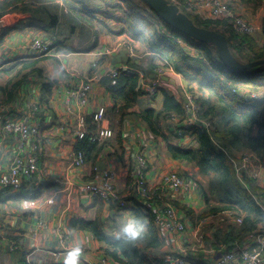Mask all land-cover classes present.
Masks as SVG:
<instances>
[{
    "label": "trees",
    "instance_id": "16d2710c",
    "mask_svg": "<svg viewBox=\"0 0 264 264\" xmlns=\"http://www.w3.org/2000/svg\"><path fill=\"white\" fill-rule=\"evenodd\" d=\"M28 1L32 2L33 0H2L0 2V19H3L5 14L14 8L23 11L31 10L26 6ZM76 1L82 5L77 13L82 17H87L89 21L93 20V14L97 11L85 5L89 0ZM241 1L249 4L256 2V0ZM111 3L113 1L108 0L105 5L108 6ZM112 5V8L121 11L120 14L115 16L113 13L104 12V15L106 16L105 19H116V21L123 23V26L116 32L117 35L125 36L128 40L139 45L142 44L147 52L162 58L157 57L159 61L163 62L164 67L171 68L184 78L192 80L198 88L207 90L213 96V98L209 97V100H205L204 97L197 99L201 118L208 120L211 125L207 128L195 126L191 129L190 136L195 145L191 148H185L177 142L170 143L168 141L169 143H167V153L171 160L192 164L206 177L208 186L204 187V205L201 209L195 210L174 200L170 202L181 209L191 221L213 217L223 211H233L232 217L241 215V225L228 224L223 228H217L212 233L215 241L230 245L235 239L252 230L257 223L264 222V210L252 197V193H254L264 199V186H258L257 182L248 180V189L244 188L237 180L233 164L229 159L233 152L244 149L255 154L264 165V94L254 99L244 97L233 91L235 87L239 89L243 86H250L251 83L257 90L261 85V80H258L259 77L256 76L255 71L261 69L258 67L245 72L227 70L219 59L213 44L200 43L173 29L161 20L142 0H120L116 5ZM139 7L140 9H138ZM187 14L197 24L223 33L229 42L230 48L239 60L245 62L264 58V9L261 20L263 38L259 46H256L257 39L251 35L239 33L233 35L232 32L228 34L232 29L230 25L226 24L228 22L226 19L197 20L195 18L197 16H193L188 12ZM35 19L40 20V17H35ZM53 22L50 25L51 27L56 25V22ZM98 23L102 27L108 28L104 21L99 20ZM222 29H226V31ZM166 30L171 31L176 36L183 37L189 45L200 51L199 55L193 56L185 53L173 38L164 33ZM42 58L44 57H38L34 61L19 62L14 66L0 69V76L3 80V84H0L1 105H8L16 101L18 90L30 73L36 72L39 75L37 79L41 80V69L36 65V62L38 64L39 61L43 60ZM53 58L56 59L54 56ZM151 66L154 69L155 65ZM100 70L103 71V69ZM141 79L142 77L135 72H122L117 76L116 84L110 87L114 97L112 110L118 112V110L124 109L121 115L122 118L129 115L135 116L151 134L165 139L162 120L166 121L172 115L179 118L184 116V108L180 101L182 95L177 97L167 91H161L163 101L160 110L157 111L153 108L133 110L137 97L142 95ZM44 83L42 80L41 85L43 84V87L41 88L40 98V104L42 105L46 104L44 100L47 98L44 89H48L44 85H48L50 81ZM211 99H214V101H211ZM129 108L132 110H129ZM219 117L221 119L216 120ZM87 131L93 132V130L88 129ZM117 136L120 138V131L117 132ZM88 138L89 136L85 135L82 139H76L73 147L74 151L84 153L86 162L95 160L105 146L109 145L108 140L96 143L89 142ZM54 183V180L43 174L40 183L36 187L20 193H13L10 196L14 201L22 198L35 199L48 186H54ZM129 184L131 185L130 181ZM132 187L125 189L121 194H125L124 198L126 196L128 199L135 200L136 207L129 208L130 214L132 217H140L146 223L145 232L139 238L143 243V247H138L135 241L129 242L118 235L106 234L99 217L93 220L80 217L70 218L69 228L78 227L92 233L94 238L101 244L99 250L118 264H167L154 258L151 253L161 250L163 243L158 237L152 214H145L141 210V204L136 201L139 196ZM207 191L209 192L208 195H206ZM127 192L129 193L127 194ZM3 193L4 191H0V201L7 199V197L2 196ZM151 196L152 199H157L156 191L152 192ZM100 203L102 205V202ZM101 205L99 208H101ZM215 241L210 244L216 246ZM147 251H150L151 256L147 255Z\"/></svg>",
    "mask_w": 264,
    "mask_h": 264
},
{
    "label": "built area",
    "instance_id": "2783aa9c",
    "mask_svg": "<svg viewBox=\"0 0 264 264\" xmlns=\"http://www.w3.org/2000/svg\"><path fill=\"white\" fill-rule=\"evenodd\" d=\"M168 1L180 6L191 15L202 19H226L235 33L253 36L260 30L246 16L235 13V9L226 0ZM4 32L5 30L0 31V42L2 37L5 36ZM170 32L169 30L164 31L185 52L187 51L186 47H191L183 37ZM6 48H8L6 54L28 49L34 52L37 57L51 55L55 50L51 42H45L40 37H34L28 43L18 47ZM121 50L128 55L129 61H132L135 56L132 46L125 43L122 45ZM113 51L115 50L108 48L105 50L107 54ZM194 51L195 54H187L199 55L200 51L198 49L194 48ZM156 56L162 59L158 55ZM95 64L93 63V66ZM166 69L168 67H164L162 61L159 65H155L152 77L147 76L146 80H143L140 84L141 87L143 86V94L148 97H154L157 94L160 88L158 76L162 75ZM133 71L136 70L132 64L122 63L116 66L113 65L112 68L107 67L104 72L110 79V84L115 85L117 76L120 73ZM98 80L99 78L92 74L88 80L72 78L66 86L61 104H64L67 112L74 115H72L70 121L60 119L59 124H61V129L70 131L75 139H82L85 135H88L89 142L99 143L103 139L112 136L111 129L102 126V121L106 115L104 105L98 106L91 113L92 124L95 129L93 132L87 131L85 109L88 101L94 95L93 84ZM53 91L57 97L63 94L58 86L54 87ZM238 93L244 97L254 99L259 97V93L251 89L246 91L245 88H239ZM183 108L184 116L182 118L171 116V128L173 132L179 135L178 144L185 148H191L195 145L190 136L191 129L195 126L207 128L210 126V122L201 118L199 104L194 103L192 97L187 96L184 99ZM51 109L54 113L57 112L56 107ZM43 111L44 107L40 104V95L32 78H27L20 86L16 101L4 106L0 104V144H5L7 157V161L0 166V190L9 195L32 189L33 179H41L44 174L43 169L39 166V154L46 133L43 132L45 127ZM71 150H73V147ZM146 151L135 149L132 152L134 164L129 167V181L139 196L138 202L147 206V211L152 214L159 239L165 245L172 246L164 255L162 254V261L167 264H264V222L257 223L252 230L235 239L230 245L218 241L216 246H213L207 241L206 237L212 236L216 229L209 228L207 234L202 232L203 229L208 227L210 217L191 221L188 216L182 215L179 209L170 202L174 200L180 204H189L198 194L203 198L200 188L181 171L174 169L163 171L159 182H161V195L164 198L162 200L152 199L153 187L147 183V171L151 167ZM229 159L233 164L237 180L244 188L248 189V180L258 183L263 178L264 165L250 151H235L229 156ZM86 163L82 151H72L71 168L82 169ZM114 180L115 172L111 168H106L92 179L83 180L79 188L85 195L101 199L112 211L124 213V217L131 218L128 203L124 195L115 189ZM66 189H68V186L60 185L56 188L55 194L68 193ZM252 197L264 210V199L254 193H252ZM21 200L26 201L27 198ZM63 213L64 211H62L61 216ZM221 213L233 214L234 212L223 211ZM233 218L231 221L233 225H241V215H236ZM35 229L51 231L64 251H70L75 247L62 225L60 217L53 227H50L47 222L38 221ZM205 243H208V246H205ZM13 248L14 246L11 245L10 249ZM60 254L61 251L53 253L56 259L60 257ZM79 261L82 264L109 263L108 257L101 252L90 259L80 253Z\"/></svg>",
    "mask_w": 264,
    "mask_h": 264
},
{
    "label": "crops",
    "instance_id": "0c3cea01",
    "mask_svg": "<svg viewBox=\"0 0 264 264\" xmlns=\"http://www.w3.org/2000/svg\"><path fill=\"white\" fill-rule=\"evenodd\" d=\"M226 1H228L235 10H238L239 8L244 9V4L241 0ZM247 9L252 8L247 7ZM28 16L27 13H22L17 17H12V19L4 17L0 20V26H11L10 29L6 28L7 30L4 32L5 36L2 38L0 45L3 44V42H6V45L9 44L6 47H18L30 41L28 38H30L31 33L26 31L27 28L29 29L30 27L26 20ZM260 36H262L261 29L252 37L258 39ZM100 38L101 37L99 36H92V38H90L91 42L88 47H86V50L85 48H81L86 58L90 51L97 50L96 45ZM50 42L55 47L54 52L58 54L61 53V55H59V58L61 59L59 61L60 65L57 70L49 65L45 67L43 63L38 62L40 66L37 65L41 69V80L37 79V77L39 78V75H37L36 72L30 73L27 78H32L35 81L36 89L39 92L40 98L41 88L43 87L41 81L43 80V83L50 81L48 85H44V87H48V89L43 88L47 94V98L44 100V103L46 104H41L44 107L43 113L45 115V118H43V123L45 124L43 132L46 133L44 136V143L40 150L41 153L39 154V166L43 169L44 175L50 177L55 183L54 186H48L44 189L39 197L35 199H27L26 201H24V199L11 202V200L14 199L4 191L2 196L7 197V199L0 204V210L4 212L3 218L5 221H3V223H5V228L9 231L6 232L5 235L2 234L0 237V255L6 253L11 257L10 259L8 257L9 260L6 258L0 259V264L64 263L68 251H64L63 247L57 243L54 234L49 230L43 231L35 229V225L38 221L47 222L50 227H53L59 217L61 218V223L65 227V230L71 241H73L75 247L78 244L81 245L82 255L90 259L92 256L99 254V247H101V244L94 238L93 234L82 228H69L70 218L80 217L86 220H93L99 217L104 232L108 235L118 236H120V227L129 218L124 217V213L112 211L107 204L101 201V199L85 195L80 191L79 186L83 180L92 179L95 175L106 168H111L115 172V189L119 191V193H123L125 189L132 187L129 184V167L134 164L132 152H134L135 149L147 150L146 154L149 160V166L151 167V169L147 171V183L153 187V192L156 191L157 199L162 200V198H164L161 195V182H159L163 171L171 169L181 171L194 167V165L187 164L184 161L170 159L167 153V143H169L168 141H170V143L177 142V139L179 138V135L173 132L171 127L166 128L163 126V135L165 136V139H163L151 134L140 120L129 115L124 116L123 118L121 116L120 118L118 117L116 130H114L113 123L115 122L117 112L112 110L114 97L110 90L111 84L109 78L100 71L102 68L96 70L89 65L88 61H86L87 64L82 62L79 63L78 66L73 62V58L74 60L81 58L77 57L79 56L78 47L70 48L71 46H69V49L66 48L67 50H65L62 49L63 40L59 39L58 42L52 40ZM1 47L2 46H0V48ZM106 47V45L103 46L101 44L99 46V48ZM118 51H113L111 53L112 57L109 56L106 63L102 66L104 69L107 67H113L112 59ZM147 55L146 58H141L139 60L132 59V61L127 62L128 65L132 64V66L135 67V70L139 76L142 77V80L147 76L152 77L153 67L151 65L160 64V61L155 55L149 54L148 52ZM33 56L34 58H38L34 55V52H31L28 49L17 50L16 52H11L5 55L3 54L2 58H0V69L5 66L8 67L9 65L14 66L22 61H28L33 58ZM62 57L67 58L65 65L61 63L63 62ZM14 59H17L18 62L14 61ZM57 59L58 57L56 56V59L54 60ZM122 63H116L115 66ZM47 70L48 75H46ZM95 71H97V74H95ZM165 71L168 75L162 77L163 82L160 84L161 91H167L174 94L173 91L176 88H179L182 84L179 83L178 85V81H176L177 77L176 80H173L171 76L173 74L179 76V73H174L171 68H168ZM91 74L96 75L99 80L93 84L94 95L88 101L85 109L87 129L94 131L95 126L92 124L91 113L98 106L104 105L106 107V115L102 121V126L111 129L112 136L102 140H108L109 145L105 146L95 160L87 161L82 169H73L71 168L73 151L71 148L74 147L76 139L70 131L67 129H61V124H59V122L61 121L60 119L70 121L74 114L67 112V108L64 104H61V101L64 98L66 86L70 79L88 80V78L91 77ZM260 74L261 77H259L258 80H262L263 78V72ZM42 75H44V77H42ZM56 86L60 87L61 92L63 93L59 97H57L53 91ZM176 96L179 97L180 95ZM154 101H156V103ZM162 101V92L159 96L153 99L152 102H149L147 99L139 95L132 109L144 110L147 108H153L158 111L161 109ZM52 107H56L57 112L54 113L51 109ZM132 109L129 108V110ZM171 125L172 123H169V126ZM118 131H120V138L117 136ZM46 135L48 137H46ZM5 161H7L6 147L5 144L1 143L0 166ZM40 180V178L33 179V188L40 183ZM60 185L68 186V189H66L68 193L61 192L55 194L56 188ZM133 190L135 191L134 188ZM128 193L129 192H127V194ZM125 198L128 203V208L132 209L133 207H136L135 200L128 199L126 196ZM138 200L139 198H136V201ZM100 202H102V205ZM100 205L101 208H99ZM184 205L199 210L203 207L204 201L203 198L200 197V194H198L189 204L184 203ZM141 210L145 214L150 213L147 211V206L144 204H141ZM62 211H64V213L61 216ZM138 211L140 210L138 209ZM179 211L182 215H186L181 209H179ZM206 239L210 243L215 241L213 235L209 237L207 236ZM215 242L218 243V241ZM11 245L14 246L13 249H10ZM59 251H61L60 257L56 259L53 253ZM165 252H167V250L161 252L159 249L151 253L154 258L162 261ZM148 253L150 255V251H148ZM79 264H82L81 261H79ZM108 264L118 263L109 259Z\"/></svg>",
    "mask_w": 264,
    "mask_h": 264
},
{
    "label": "rangeland",
    "instance_id": "374dc122",
    "mask_svg": "<svg viewBox=\"0 0 264 264\" xmlns=\"http://www.w3.org/2000/svg\"><path fill=\"white\" fill-rule=\"evenodd\" d=\"M1 1L2 0H0V2ZM106 1H108V0H89L85 4V5H87L88 8L97 11L93 14V17H94L93 20H90V21L88 20L87 17H82L77 13V11L81 9L82 5H81V3L79 4V2H77L76 0H33L32 2L28 1L26 3V6H28V8L31 10L23 11L22 9L14 8V9L9 10L5 14L4 17L7 19H12V17H17L18 15H21L22 13H24V14L27 13L29 16L27 17L26 20H27V23H29L30 27H29V29L27 28L26 31L31 33L30 38H28V40H31L34 37H40L45 42H50L52 40L58 42L59 39L63 40L62 49L67 50V49H69V46H71L70 48L78 47L79 56H77V57H81V58H77L76 60H74V58H73V62L75 64H77L79 66V63L83 62L84 64H87L86 61H88L89 65L92 68H94L96 70L102 68L103 71H101V70L100 71L102 72V74L106 75V73L104 72V68L102 66L106 63L109 56H111V53L107 54L105 52V50L107 48L110 50H115V51L119 50L120 51L122 48V45L125 43H128L132 46V48L135 51V56L133 57V59L139 60L141 58H146L148 56L147 51L145 50V47L142 46V44L139 45L138 43H135V42L128 40L125 36L117 35L116 32L123 26V23L116 21V19H108V18L105 19L106 16L104 15V12H110V13H113L115 16L116 15L118 16L121 11L117 10L115 8H112L111 6H113L112 4L116 5V3H119L120 0H112L113 3H111L108 6L105 5ZM243 4H244L243 5L244 9L239 8L238 10H235V13L246 16L254 25H257L261 29L262 13H263V9H264V0H256V2L254 4H249V3H244V2H243ZM38 7H40V9H38ZM247 7H251L252 9H247ZM138 9H140V7ZM35 17H40V20H36ZM195 18H197V20H203L202 18H199V17H195ZM15 19H13V20H15ZM0 20H2V19H0ZM99 20L104 21V24L106 23L105 25H108V28L102 27L98 23ZM53 21L56 22L55 23L56 25L51 27L50 25L52 23H54ZM226 24L229 26V22H226ZM6 28L10 29L11 26L10 25L7 27H6V25L0 26V31L7 30ZM222 30L226 31V29H222ZM230 32H232L231 34L236 35L235 32H233L232 30H230L228 32V34H230ZM92 36H99L101 38L96 45L97 50L96 51H90L87 58H86V56H84V53L82 52L81 48H83V49L85 48V50H86V47H88V45L91 42L90 38H92ZM262 38H263V36H260V38L257 39L256 46H259L261 44ZM100 44L103 46L106 45L107 47L106 48H99ZM7 45H9V44H7ZM7 45H6V42H3L2 47L0 48V58H2L3 54L7 53L8 48L4 49ZM74 50H76V49H74ZM98 50H99V52H97ZM186 50L187 51L185 53H188V54L189 53L190 54L196 53L194 51V48L192 45H191V47H186ZM69 53H71V52H69ZM148 53L151 54L150 52H148ZM59 55H61V53L58 54L56 52H53L51 55L43 56L44 57V58H42L43 60L39 61V63H43L45 67H47V65H49L50 67L52 66L53 69L55 68L57 70L58 66L60 65L59 61L61 60L59 58ZM53 56H55V57L57 56L58 59L54 60ZM37 59L38 58H34V56H33V58H31L28 61H34ZM62 59H63V62H61V63L63 65H65L67 62V60H66L67 58L62 57ZM14 61H17V59H14ZM22 62H25V61H22ZM39 63H38V65L40 66ZM93 63H96L95 66H93ZM36 65H37V62H36ZM6 67L7 66L2 67V69L6 68ZM260 69L261 70H256L257 72L255 71V74L257 77H261L260 73L263 72V78L261 80V85L257 90L253 87L252 83L250 84V87L249 86H243L240 88H245L246 91H248L252 88L251 90H254L255 92L259 93V96L261 94H264V66L260 67ZM133 72L137 73V71H133ZM166 73L167 72L164 71L162 75L158 76V80H159L160 84H162V82H163L162 77L164 75L165 76L168 75ZM174 73H176V72H174ZM95 74H97V71H95ZM176 74H178V73H176ZM46 75H48V70L46 71ZM42 77H44V75H42ZM171 77L173 80H176V77H177L176 81H178V85H179V83L182 84L181 86H179V88H176L173 91L175 95H182L183 98L180 99L182 105H184V99L187 96L192 97L194 103L195 102L197 103L196 100L198 98L202 99L204 97L205 100H209V97L213 98V96L210 95L207 90L198 88V86L195 82H193L192 80H188V79L184 78L181 74H179V76L173 74ZM146 78L147 77H145L144 80H146ZM0 84H3V80L1 79V76H0ZM142 87H140V88H142ZM233 91L238 92V87H235L233 89ZM142 92H143V88L141 89L142 97L147 99L149 102H152L153 99H155L157 96H159L161 94V88L158 89V92L154 97H148L145 94H143ZM211 101H214V99H211ZM154 102L156 103V101H154ZM197 105H198V103H197ZM204 109H205V107H204ZM123 111H124V109L123 110L120 109L117 112L115 122L113 123L114 130H116L117 119H118V117L120 118ZM133 117L136 119L135 116H133ZM220 119H221L220 117L216 118V120H220ZM168 121L170 123L171 119L167 118L166 121L162 120V124L166 128L169 127ZM210 125H211V123H210ZM46 137H48V136L46 135ZM236 151L237 152H243L245 150L240 149V150H236ZM181 172L185 176L191 178L193 180V182L200 188L202 193L205 192L204 187L208 186L206 177L200 173L199 169L196 166H194L193 168L190 167L188 170H181ZM257 184H258V186H264V176L261 180L258 181ZM208 193L209 192L207 191L206 195H208ZM13 201L14 200H12L11 202H13ZM3 202H4V200L0 201V204ZM3 214H4V212L2 210H0V224L2 225V226L0 225V237L2 234L5 235V233L9 231L8 229L5 228V223H3V221H5V219L3 218ZM231 215H232V213L231 214L230 213H227V214L221 213V214H218L216 216L210 217L209 222H208V228L203 229L202 232L204 234H207L209 228H212V229H217L219 227L223 228L225 225L232 224L231 221L234 218ZM0 243H1V241H0ZM135 243L138 245V247H143V243L139 239L135 240ZM206 245L208 246V243H205V246ZM171 248H172L171 245H165L163 243L162 248H161V252H164L165 250H168ZM99 252L102 253L101 250H99ZM147 255H149L148 251H147ZM8 257L10 259L11 256L7 255L6 253L4 255H0V259H2V258L8 259Z\"/></svg>",
    "mask_w": 264,
    "mask_h": 264
},
{
    "label": "water",
    "instance_id": "95a60500",
    "mask_svg": "<svg viewBox=\"0 0 264 264\" xmlns=\"http://www.w3.org/2000/svg\"><path fill=\"white\" fill-rule=\"evenodd\" d=\"M152 9V11L173 29L192 38L200 43L213 44L216 48L219 59L230 71L245 72L264 66V58L243 62L237 58L229 42L221 32L205 28L197 24L178 5L168 0H142ZM128 55L120 50L112 59V64L127 63Z\"/></svg>",
    "mask_w": 264,
    "mask_h": 264
},
{
    "label": "clouds",
    "instance_id": "9594fccd",
    "mask_svg": "<svg viewBox=\"0 0 264 264\" xmlns=\"http://www.w3.org/2000/svg\"><path fill=\"white\" fill-rule=\"evenodd\" d=\"M145 229H146L145 221L141 219L140 217L133 216L129 218L120 227L119 229L120 238L125 239L129 242H134L135 240L143 236ZM81 250H82L81 245L78 244L72 250L68 251L65 256L64 264H79Z\"/></svg>",
    "mask_w": 264,
    "mask_h": 264
}]
</instances>
